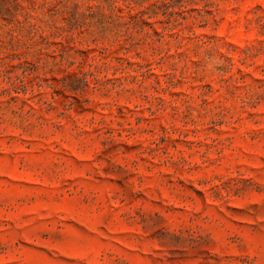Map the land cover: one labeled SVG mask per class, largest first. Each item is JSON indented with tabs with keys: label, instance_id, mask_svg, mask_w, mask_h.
I'll return each instance as SVG.
<instances>
[{
	"label": "rangeland",
	"instance_id": "1",
	"mask_svg": "<svg viewBox=\"0 0 264 264\" xmlns=\"http://www.w3.org/2000/svg\"><path fill=\"white\" fill-rule=\"evenodd\" d=\"M0 264H264V0H0Z\"/></svg>",
	"mask_w": 264,
	"mask_h": 264
}]
</instances>
